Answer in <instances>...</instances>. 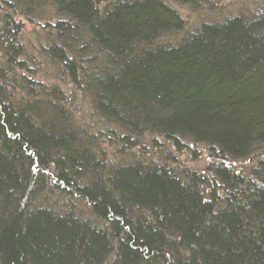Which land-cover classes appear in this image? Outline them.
<instances>
[{
  "label": "trees",
  "instance_id": "obj_1",
  "mask_svg": "<svg viewBox=\"0 0 264 264\" xmlns=\"http://www.w3.org/2000/svg\"><path fill=\"white\" fill-rule=\"evenodd\" d=\"M171 1L0 0V264H264V9Z\"/></svg>",
  "mask_w": 264,
  "mask_h": 264
},
{
  "label": "rangeland",
  "instance_id": "obj_2",
  "mask_svg": "<svg viewBox=\"0 0 264 264\" xmlns=\"http://www.w3.org/2000/svg\"><path fill=\"white\" fill-rule=\"evenodd\" d=\"M170 3L173 4V6L186 20L185 28L180 33L175 32L174 35H172V44L176 43L175 41H180L183 39L187 34H189L203 22L225 21L230 17L239 14L245 15L248 18H252L264 9V0H198L196 4L190 3L191 5L188 3H176L173 1ZM145 142L147 141L143 140L140 145H137L135 148L136 150L133 151L135 153H130L125 159L134 157L138 159L139 155L140 159V157L143 155V151H140V149L141 147H145ZM107 149L109 152V154H107L109 161L111 160V162H116L118 160H125L122 158V155L115 152L113 148ZM197 151V153L200 155V158H198V154L194 157V155L186 153L188 158L184 161V163L187 165L198 166L203 169H207L206 166H208L211 161H214V158H211L210 151L208 150L198 148ZM164 153L165 155L167 154V152ZM253 156L254 157L251 156L250 158L248 157L245 159L236 160L233 163L236 164L238 170L243 172L244 169L247 172V170H252V168L257 165V162L260 159H264V155L261 154Z\"/></svg>",
  "mask_w": 264,
  "mask_h": 264
}]
</instances>
